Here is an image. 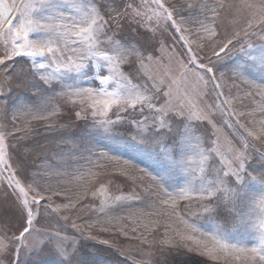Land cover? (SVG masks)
I'll use <instances>...</instances> for the list:
<instances>
[{"label": "rangeland", "instance_id": "1", "mask_svg": "<svg viewBox=\"0 0 264 264\" xmlns=\"http://www.w3.org/2000/svg\"><path fill=\"white\" fill-rule=\"evenodd\" d=\"M243 2L259 5L262 0ZM62 3L64 15L72 18L65 21L72 24V32L76 30L72 22L80 21L92 8L105 20L108 8L147 13L141 24L130 15L121 27L126 38L141 34L143 39L147 30L155 51L147 53L150 60L141 62L126 54L129 47L140 49L121 42L119 30L97 34L92 42L95 51L113 49L121 54L115 66L99 60L97 68L94 57L83 60L88 67L82 73H67L57 71V65L82 62L68 48L63 49L67 57L59 59L12 56V36L0 30V60H4L0 64V136L8 165L0 163V239L5 221L15 231L24 219L19 208L24 197L18 200L19 189L9 183L14 179L28 193L25 211H31V226L36 229L32 238L49 241L42 250L21 249L17 264H66L51 243L57 236L71 244L73 264H261L251 249L264 255L260 244L264 186L250 179L264 172V31L255 15L260 9H228L242 0H161L172 12V24L156 15L161 10L154 7L155 0H122L119 5L108 0ZM205 4L209 7L204 8ZM249 22L253 27H248ZM233 32L240 36V43L233 41L220 52ZM74 39L80 38H61L59 43L77 51L89 46L77 45ZM5 51L11 59H5ZM40 63L47 67L38 69ZM97 75L110 79L101 85ZM169 79L176 81L173 98L183 94L185 111L195 115H189L183 127L164 118L171 134L161 136L159 147L137 143H145L154 125L148 103H155L157 109L163 104V97L160 102L149 98L161 80L167 84ZM120 86L145 98L143 104L132 108L129 100L125 107L126 98L121 95L119 108L113 105L106 114L102 105L93 108L96 101L106 99L99 93L101 87L113 92ZM82 88H93L96 94H79ZM175 139L180 141L179 148ZM165 152L175 158L169 159ZM240 152L246 173L237 190L239 197L228 206L208 205L213 199L208 195L213 187L209 181L217 179L221 168H234ZM202 157H206L203 163ZM20 159L34 183L18 174L15 162ZM37 193V199L42 195L47 203L34 204L32 197ZM205 205L213 211L205 212Z\"/></svg>", "mask_w": 264, "mask_h": 264}, {"label": "snow or ice", "instance_id": "2", "mask_svg": "<svg viewBox=\"0 0 264 264\" xmlns=\"http://www.w3.org/2000/svg\"><path fill=\"white\" fill-rule=\"evenodd\" d=\"M110 4L119 5L122 3V0H108ZM64 4L62 0H31V2H25V0H11L10 3L6 2V0H0V30H3L5 35L11 34L12 40L10 41L11 53L12 56L15 55H24L28 57H32L33 61L37 57H43L45 59L51 60L52 58L59 59L60 56L67 57V52L63 49L68 48L72 51L73 55H77L81 58L82 62L75 63L69 60L68 63H62L57 65L56 70L60 71L61 69H65L67 73H82L88 65L83 62V60H89L91 58H98V62L96 67L99 68V60L106 61L108 64L115 66L117 63V58L121 54L118 50L109 49L108 51H95L93 47V40L99 35H107L109 32H113L119 30L121 35L119 36V40L129 46L133 43L138 46L140 51L137 49L128 48L126 49V54L129 56H134L141 59V62L145 59H151V56L148 55L149 51H155V45H152L150 41L152 40V34L147 30L142 34L143 39H141V34L137 36L129 35L127 38L123 35L125 29L121 27V21L125 20L131 15V19L136 22L137 25L141 24L147 13H141L139 11L130 14L127 10L119 11L118 8H108L106 14L109 15V19L105 20L103 16L99 15V12L96 8H92L90 13H85L80 21H73L75 24V32H72V24L65 23V21H71V16H65L63 13ZM104 4H101V8H105ZM127 8H131V5H127ZM137 7H140L139 5ZM155 8L160 9L161 11L156 13L157 16H163L164 20L174 24L175 21L172 20V12H169L164 4L161 3V0H155ZM207 4L204 5V8H208ZM221 7H225L221 5ZM229 10L236 9L237 12H243L245 9H256L259 8L260 12L255 14L256 19L262 25L261 31H264V0L257 5L255 3L249 4L246 2L237 5L232 4L227 6ZM173 10L175 11V7L173 6ZM111 12H115V16H111ZM13 13H16L13 16ZM99 21V23H98ZM86 25V26H81ZM248 27H253V23L249 22ZM243 31V29H241ZM38 34V35H34ZM70 36L78 37L79 40H73V43L79 45L82 43H87L89 46L86 49H82L77 51V49L72 48L70 45L65 43L63 47L60 45L59 41L61 38L67 40ZM247 38V33H245V37ZM240 36L233 32L231 33V38L227 39V43L220 48V52H224L228 49L229 45H233V41L236 43H240ZM7 44V42H6ZM110 52H114V54H110ZM215 55H219V53H215ZM5 59H11L12 56H9L7 51L4 53ZM4 60H0V64H3ZM47 65L44 63H40L38 65V69L42 70L46 68ZM203 68L204 66L201 65ZM207 72L211 73L212 69L208 68ZM95 79L99 81L101 85L107 84L110 77L108 76H95ZM160 87L154 89L152 97L149 98L150 101L160 102L161 97H163V104L160 108L155 107V103L149 102L147 106V110L153 111V115L151 119L154 121V125L152 129L145 136V143L140 144H149L155 143L157 147L161 142L160 138L162 135L171 134V128L169 125L165 124V119L168 118L174 122H177L181 127L184 125V121L187 120L189 115H195L192 113L190 109L185 111L187 105L185 103V97L183 94H178L173 98L172 94V86L176 83L174 79H169V82L165 84L163 80L160 82ZM119 85V81H117ZM167 87L169 90L167 92L163 91V88ZM99 93L104 96L106 99L102 101H96L93 104V108H96L100 105L103 106V114H106L108 110H110L113 105H116L118 108L121 106V95L125 97L124 105L125 107L128 105L129 100L131 101V107L136 108L137 105H142L144 102L143 97L133 95L132 89L126 86H120L116 91L109 92L106 88L101 87L99 89ZM82 95L93 96L96 94V90L93 88H82L80 89V93ZM97 115L96 111L92 112V116L95 117ZM119 119V116H118ZM199 120V117H196ZM106 123H111V121H107ZM159 125V128L156 125ZM183 134V133H179ZM134 140V138H133ZM176 148L180 147L179 139H175ZM242 147H245L242 145ZM169 159H174L175 157L172 153H167ZM210 155L213 153H209ZM5 149H4V140L3 137L0 136V163H5V167H8L5 162ZM206 157H202L201 163ZM244 154L240 152L235 160L233 161L235 167L232 165H228V170L221 168L217 173V179L215 181H209L210 184H213L211 189H208V195L213 197L208 201V205H215L219 207L221 205L228 206L232 203L234 198L239 197V191L241 185L244 184V174L246 173L245 165H244ZM15 163L18 165V174L24 177L25 180L35 182V178L31 177L27 174L25 168V163L23 159L17 160ZM201 172L204 171L203 168L200 169ZM250 179L259 182L262 186H264V172H260L258 176H252ZM9 183L14 187L19 189V193L17 194V199L20 200V197L23 196L24 199L21 200L19 208L21 212H24V219L21 226L12 231L11 228H7V222H4L5 227L2 229V239H0V264H17L19 258V252L21 249L31 247L34 249H44L48 246L49 241L42 240L40 238L33 239L32 234L36 231L31 225L33 224V220L31 219V211H25L29 204V201L26 199L28 193L25 188L14 179H10ZM234 184L235 187L230 188L228 184ZM37 187H40L37 185ZM183 193L181 192V195ZM39 194H35L32 197V201L34 204L38 206H42L43 203H47L45 197L42 195L37 196ZM117 200H120L121 197H117ZM208 205L204 206L205 212L213 211L211 207ZM42 235V234H39ZM53 248L56 253L60 254L65 258L66 264H73V256L74 251L71 250V244L65 242V238L63 237H55L51 241ZM260 244L262 248H264V237L261 238ZM251 252L255 254L256 257L259 258L261 264H264V255L260 254V251L257 248L253 247Z\"/></svg>", "mask_w": 264, "mask_h": 264}]
</instances>
